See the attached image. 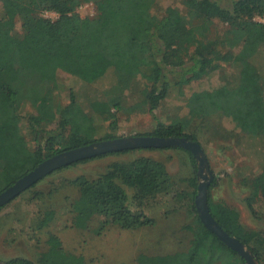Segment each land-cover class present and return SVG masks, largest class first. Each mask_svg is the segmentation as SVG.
<instances>
[{"label":"trees","instance_id":"16d2710c","mask_svg":"<svg viewBox=\"0 0 264 264\" xmlns=\"http://www.w3.org/2000/svg\"><path fill=\"white\" fill-rule=\"evenodd\" d=\"M88 2L95 3L97 16L78 13V7ZM181 2L182 7L158 9L157 0H0V193L56 154L117 138L109 131L101 137L102 126L116 129L122 117L155 112L172 93L186 94L187 85L206 78L222 63H232L238 70L235 83L194 91L183 100L185 115L158 119L149 135L200 142L212 118L221 116L247 135L264 138V75L256 62L264 48V21L255 20L256 15L264 17V0ZM44 11L59 17L45 18ZM216 21L224 24L222 31L214 29ZM64 74L90 84L106 76L111 81L88 97L87 107L74 90L69 102L61 105L57 91ZM24 101L36 108L27 118L30 130L45 137L34 149L21 125ZM134 150L103 153L70 165ZM192 162L196 163L193 154ZM253 180V193L246 201L255 213L253 201L264 199V167ZM193 181L196 185L188 198L196 210L195 173ZM215 182L208 195L212 216L264 264V231L247 230L237 209L215 202L210 192ZM68 184L79 190L70 209L72 225L87 228L100 217L98 233L109 225L133 230L152 224L141 208L169 194L174 185L165 163L148 156L115 161L95 178L78 175ZM37 214L36 230L57 218L51 207ZM197 215L186 253L143 256L138 264H247ZM47 245L41 264H88L83 256L68 253L56 235L49 236ZM0 264L37 263L18 257Z\"/></svg>","mask_w":264,"mask_h":264},{"label":"rangeland","instance_id":"374dc122","mask_svg":"<svg viewBox=\"0 0 264 264\" xmlns=\"http://www.w3.org/2000/svg\"><path fill=\"white\" fill-rule=\"evenodd\" d=\"M157 1L158 9L168 6L182 7L181 0ZM228 1L232 0H222V3ZM77 11L82 17H94L98 14L93 2L82 4ZM43 16L52 20L59 17L54 11H44ZM255 20L264 21V17L256 15ZM16 28L20 29L19 21ZM223 28V23L215 22L216 31H222ZM256 62L264 75V48L256 56ZM237 71L232 63H222L206 78L187 85L184 88L186 94L172 93L155 112L145 110L130 117H122L117 128L112 130L104 124L101 137L108 131L117 137L149 136L157 128L158 119L166 121L173 114H186L187 107L183 100L191 93L211 90L226 82L233 84L237 81ZM110 81L106 76L100 82L90 84L77 76L61 75L60 88L57 91L59 103H68L71 90H74L78 99L87 107L88 97L107 87ZM137 84L139 88L142 87V82ZM35 112L36 108L30 102L24 101L20 106L22 129L33 149L45 141L43 133L35 135L29 128L27 118ZM199 143L210 163L213 174L211 183L216 181L210 190L212 199L237 209L240 222L247 230L264 231V199L258 197L253 201L255 213L246 201L253 193V177L260 174L264 167V138L251 137L238 129L230 118L216 116L209 122L206 137ZM142 156L164 162L174 183L169 194L141 208L153 219V223L133 230L109 225L98 233L96 230L100 217H94L87 228L74 227L70 209L79 195V190L68 184V181L78 175L95 178L115 161H131ZM197 169L198 161L193 164L191 153L169 147L141 148L127 154H111L58 168L0 210V260L23 257L41 264L50 235L58 236L68 253L83 256L88 264H138L143 256L186 253L191 246L192 228L198 216L197 208L195 210L192 207L193 202L188 198L196 185L193 174H197ZM201 181L198 178V185ZM44 207L56 209L57 218L48 226L36 230L37 213ZM215 264L220 263L217 261Z\"/></svg>","mask_w":264,"mask_h":264},{"label":"water","instance_id":"95a60500","mask_svg":"<svg viewBox=\"0 0 264 264\" xmlns=\"http://www.w3.org/2000/svg\"><path fill=\"white\" fill-rule=\"evenodd\" d=\"M174 146L182 147L191 151L198 161L197 176L202 179V181L198 185L195 204L202 223L209 230L216 233V235L230 248L241 255L247 264H259L251 251L238 238L227 233L212 216L208 202V195L209 185L213 180V174L210 169L208 157L198 141H191L185 137H157L152 135L117 137L114 139L96 141L72 150L63 151L46 159L35 169L25 174L13 185L0 193V208L31 187L45 175L77 161L108 152L141 148H167Z\"/></svg>","mask_w":264,"mask_h":264}]
</instances>
